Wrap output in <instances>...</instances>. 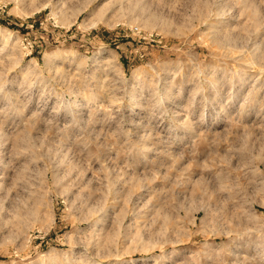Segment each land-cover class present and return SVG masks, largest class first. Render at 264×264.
Returning a JSON list of instances; mask_svg holds the SVG:
<instances>
[{
    "label": "rangeland",
    "instance_id": "374dc122",
    "mask_svg": "<svg viewBox=\"0 0 264 264\" xmlns=\"http://www.w3.org/2000/svg\"><path fill=\"white\" fill-rule=\"evenodd\" d=\"M0 264H264V0H0Z\"/></svg>",
    "mask_w": 264,
    "mask_h": 264
}]
</instances>
